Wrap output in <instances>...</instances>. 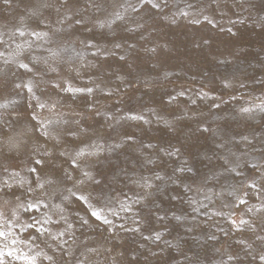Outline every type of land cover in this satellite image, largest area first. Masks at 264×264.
Returning a JSON list of instances; mask_svg holds the SVG:
<instances>
[{"label":"rangeland","instance_id":"374dc122","mask_svg":"<svg viewBox=\"0 0 264 264\" xmlns=\"http://www.w3.org/2000/svg\"><path fill=\"white\" fill-rule=\"evenodd\" d=\"M0 233V264H264V0H0Z\"/></svg>","mask_w":264,"mask_h":264},{"label":"snow or ice","instance_id":"6c2138e0","mask_svg":"<svg viewBox=\"0 0 264 264\" xmlns=\"http://www.w3.org/2000/svg\"><path fill=\"white\" fill-rule=\"evenodd\" d=\"M94 215H95V213H93ZM3 235V233H0V236H2ZM8 255H11V253H9Z\"/></svg>","mask_w":264,"mask_h":264}]
</instances>
